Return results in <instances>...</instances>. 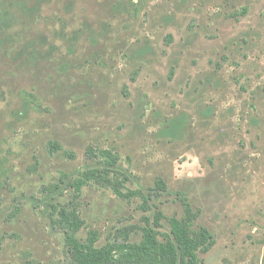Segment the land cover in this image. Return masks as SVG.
I'll use <instances>...</instances> for the list:
<instances>
[{"label": "rangeland", "instance_id": "rangeland-1", "mask_svg": "<svg viewBox=\"0 0 264 264\" xmlns=\"http://www.w3.org/2000/svg\"><path fill=\"white\" fill-rule=\"evenodd\" d=\"M63 209L98 248L177 219L202 264H264V0H0V264H70Z\"/></svg>", "mask_w": 264, "mask_h": 264}, {"label": "trees", "instance_id": "trees-1", "mask_svg": "<svg viewBox=\"0 0 264 264\" xmlns=\"http://www.w3.org/2000/svg\"><path fill=\"white\" fill-rule=\"evenodd\" d=\"M106 164L115 166L117 157L109 151H100ZM107 176V174H106ZM96 178L94 173L85 172L83 177L75 181V190L80 192L86 182ZM164 188L162 181L156 183ZM119 197L137 196L138 193L128 192L123 195L116 191ZM143 198V197H142ZM63 234L70 264H202L197 253L208 252L214 244L213 237L205 229L197 232L190 229V222L171 219L170 232L165 236V241L157 239V234L152 227L143 229L142 241L136 243H114L103 247H96L97 237L94 233L85 241L76 237V232L81 226V220L76 211L68 213L62 210ZM159 214L156 220L159 219Z\"/></svg>", "mask_w": 264, "mask_h": 264}]
</instances>
